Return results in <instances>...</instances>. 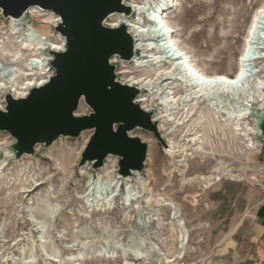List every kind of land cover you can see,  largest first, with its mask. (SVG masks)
Wrapping results in <instances>:
<instances>
[{"label":"rangeland","instance_id":"1","mask_svg":"<svg viewBox=\"0 0 264 264\" xmlns=\"http://www.w3.org/2000/svg\"><path fill=\"white\" fill-rule=\"evenodd\" d=\"M263 2L264 0H175L165 13V21L175 30L173 39L176 45L186 52L197 66L207 73H224L236 68L237 56L242 49L250 18ZM43 13H45L43 16L28 13L25 22L32 23L40 33H50L51 40L55 44H60L61 35L55 30L59 17L52 11ZM108 18L106 22H111ZM42 19H46V22L43 23ZM8 22L9 20L3 18L0 13V45L11 48L14 37L10 35ZM8 41L11 43L9 44ZM31 51L30 45H25L22 49L26 57L32 53ZM115 58L118 59L113 63L116 65L117 80L125 82L133 73L122 71H132L131 64L117 56ZM261 66L262 63L258 64V67ZM5 67L4 62L1 61L0 73H7L8 67ZM51 70L49 67V71ZM22 79L23 77H20L19 81ZM2 82L0 75V83ZM5 95L6 93L0 90V100L5 99ZM138 103L142 106V103ZM159 107L160 104L155 102L152 106L153 110L148 112L153 114ZM259 107V104L251 106L250 114L246 119L248 126L253 125L257 129L255 117ZM76 112L78 115L88 114L90 108L81 101ZM92 133L93 130L86 129L77 137L60 136L48 146L37 144V147L35 146L37 151L33 154H23L19 158L8 157L5 149L4 152L0 150V264H14L15 260L24 264L20 260V251L22 246L27 245H31L34 251V257L28 264H69L66 259L67 253L77 248V242L71 241L72 235L83 229L85 236H80L78 241L98 245L105 237L103 232L105 223L108 224L109 230L114 231V237L106 240L112 243L115 238L121 237L124 241L131 226L140 223V220L133 207L128 208L132 218L124 219L121 208L122 197L128 186L140 187L142 180L150 181L145 171L146 167L153 171L151 175L154 180L153 194H160V197L173 199L179 203L189 229V240L184 257L177 261V264H208L214 257H229L236 252L245 251L250 214L255 206L264 200V137L259 131L251 135L257 144L256 149L244 150L230 136L219 138L212 135V141L208 148L206 147L208 153L194 154L187 160V176L201 172L206 174L221 161L236 170L242 168L239 170L242 174L241 180L234 181L223 177L203 190H198L195 185L189 184L178 190L181 177L179 173L170 181H167L168 178L163 173V168L168 164V157L164 154V147L167 145L164 137L159 133L160 140L153 132L135 129L133 134L146 135L154 139L152 152L157 151V161L155 162L152 157L149 161L146 158L144 169L135 172L132 181L127 182L128 176L123 177L118 174V157H111L108 161L105 159L102 166L106 164V171H109V174L104 177L112 179L113 184L117 181V184L120 182L122 184L120 190L115 189L114 197L105 206L101 200L104 195L97 198L95 189H92V185L87 187V180L84 179L83 172L87 171L86 167L91 166V162L79 164L80 155ZM6 136H9V133L0 130V142H3ZM48 153L56 159H48L46 157ZM62 153L68 159L65 170L61 168L64 167ZM38 158L44 161L38 162L36 160ZM20 168H25V171ZM99 168L91 169L93 180H99L97 177ZM44 169L50 174V183L33 193L25 192L23 186H27V179H24V175L31 170V173L35 172L39 177ZM31 173L28 175L30 176ZM84 188L86 190L83 192ZM192 192L199 193L196 197L197 202L193 205L182 198L183 194ZM86 194H89L92 200L88 212H85L82 199ZM43 198L57 204L50 225L44 230L41 219L34 210ZM144 205L150 208V213L146 216L162 217L161 224L157 225V221L154 220L149 228L153 234L166 238V244L162 245L153 237L152 241L158 242L163 251L171 250L172 243L176 244L173 242V234L176 231L173 232L171 229L174 226L171 224L173 221L171 209L156 204L153 199ZM49 244L58 248V257L53 258L48 254ZM99 262L101 256L86 257V264ZM107 264L115 263L109 260Z\"/></svg>","mask_w":264,"mask_h":264},{"label":"bare ground","instance_id":"2","mask_svg":"<svg viewBox=\"0 0 264 264\" xmlns=\"http://www.w3.org/2000/svg\"><path fill=\"white\" fill-rule=\"evenodd\" d=\"M174 1L125 0V4L131 8L132 14L129 16L123 13L111 14L108 18L111 22L105 21L104 24L110 27L125 25L133 37L135 54L127 62L131 64L132 71L124 70L122 72L133 73L125 82L137 87L141 92L136 101L142 103L141 107L146 111H152L155 102L160 104L159 109L152 114V121L157 123L156 130L167 143L164 147V154L168 157V164L163 168V173L168 178L167 181L179 173L181 177L178 190H181L186 184L195 185L198 190H203L223 177L239 181L242 179V174L239 172L242 168L236 170L221 161L216 162L214 167L211 166V170L209 169L206 174L201 172L187 176V160L194 154H207L206 149L212 141V135L219 138L220 136L223 138L230 136L244 150H253L257 147L251 135L256 134L258 129L253 125L248 126L246 119L254 104L260 105L256 110V120L264 111V2L255 9L250 18L242 49L237 56L236 68L224 73H207L203 68L197 66L187 53L176 45L173 39L175 30L171 24L165 21V13ZM43 12L45 10L38 7H31L28 11V13L38 16H43L45 14ZM25 17L8 18L9 32L14 37L12 47L0 45V62H4L8 67L7 73H0L3 80L0 83V90L6 95L11 93L14 98L26 97L32 87L40 86L47 81L50 75L49 60L51 59L47 51L50 49L59 51L64 46V39L61 36V43L55 44L49 37L50 33L38 32L32 23L25 22ZM41 21L44 23L46 19ZM8 42L11 43V41ZM25 45H30L32 49V53L28 57L22 52ZM117 61L118 59L115 57L111 59V63ZM260 63L262 66L258 67ZM20 77L23 79L19 81ZM5 106L6 99L2 98L0 110H3ZM133 132L134 130L129 131V135L138 137L146 143L147 160L149 161L152 157L156 162L158 153L157 151L152 152L154 139L146 135L133 134ZM177 137H181V139L178 140ZM14 142L15 138L10 134L3 142H0V150L4 152L5 149V154L8 157L12 156L8 148ZM36 147L35 151H37ZM63 154L61 157L64 167H60L65 170L68 159ZM46 157L56 159L51 153H48ZM111 157L115 158L113 155H108L106 161ZM36 160L44 161L40 158ZM106 168V164L99 168L97 172L99 180H93L91 166L86 167L87 171L83 172L84 179L88 183L87 187L92 185V189H95V194H97L96 197L100 198L104 195L101 198L104 206L109 204V201L114 197L115 189L120 190L122 185L121 182L117 184L118 181L113 184L112 179L104 177L109 174ZM150 169L149 167L145 168L150 181L142 180L140 187L128 186L121 202L124 219L132 218L128 208L133 207L140 223L131 226L124 241L118 237L112 243L106 239L114 237V231L108 229L107 223L103 224L105 237L98 245L78 241L80 236H85L84 230L79 229L80 231L71 237L72 242H77V248L67 253L66 259L69 264H86L88 255L101 256V262L97 264H107L109 260L115 264H150L151 262L154 264H177V261L183 259L189 240V229L182 216L180 204L173 199L168 200L160 197V194H153L154 180L151 177L153 171ZM28 172L24 175V179H27V186H23L25 192L33 193L50 183V174H47L46 169L40 172L39 177L35 172H30L29 176ZM135 172L137 171H133L127 177V182L132 181L131 178ZM85 190L86 188L83 189V192ZM88 195L82 196L85 212L90 210L92 202ZM198 195V192L185 193L182 198L193 205L197 202ZM152 199L156 204L168 206L172 211L171 219L173 221L171 224L174 226L171 229L173 232L176 231L173 234V242L176 244L172 243L171 250L167 249V252L162 250L158 242L152 241L153 237L162 245L166 244V238L153 234L149 228L150 223L154 220L157 221V225L161 224L162 220L160 216L155 218L146 216L150 213V208L144 204L150 203ZM34 210L39 215L44 230L50 225L51 217L57 210V204L43 198ZM47 251L53 258L58 257L59 250L56 246L49 244ZM33 257L32 246H22L20 251L22 263L28 264ZM14 264H20L19 260H15Z\"/></svg>","mask_w":264,"mask_h":264},{"label":"water","instance_id":"3","mask_svg":"<svg viewBox=\"0 0 264 264\" xmlns=\"http://www.w3.org/2000/svg\"><path fill=\"white\" fill-rule=\"evenodd\" d=\"M31 7L59 17L55 30L65 46L47 51L53 73L45 83L32 87L24 98L5 95L0 130L15 138L9 147L11 157L33 154L37 144L48 146L60 136L77 137L91 129L80 165L91 162L96 169L113 155L118 157L121 176L142 171L147 145L129 131L143 129L161 138L152 113L135 101L139 89L118 81L116 65L111 63L115 56L125 61L133 58V37L125 25L104 24L111 14L131 15V8L125 0H0L3 18H22ZM81 101L90 108L88 114H76ZM255 122L264 137V111Z\"/></svg>","mask_w":264,"mask_h":264},{"label":"crops","instance_id":"4","mask_svg":"<svg viewBox=\"0 0 264 264\" xmlns=\"http://www.w3.org/2000/svg\"><path fill=\"white\" fill-rule=\"evenodd\" d=\"M208 264H264V200L250 214L245 251L229 257H214Z\"/></svg>","mask_w":264,"mask_h":264},{"label":"built area","instance_id":"5","mask_svg":"<svg viewBox=\"0 0 264 264\" xmlns=\"http://www.w3.org/2000/svg\"><path fill=\"white\" fill-rule=\"evenodd\" d=\"M28 11H29V9L25 12V14H24V16H26L27 14H28ZM8 19V18H7ZM64 46H65V44H64ZM64 46H63V49L62 50H64ZM53 73V71L51 70L50 71V74H52Z\"/></svg>","mask_w":264,"mask_h":264}]
</instances>
